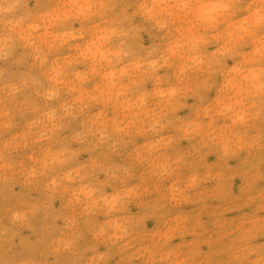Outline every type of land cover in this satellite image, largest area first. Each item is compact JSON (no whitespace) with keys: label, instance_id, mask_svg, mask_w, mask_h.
<instances>
[{"label":"clouds","instance_id":"obj_1","mask_svg":"<svg viewBox=\"0 0 264 264\" xmlns=\"http://www.w3.org/2000/svg\"><path fill=\"white\" fill-rule=\"evenodd\" d=\"M0 264H264V0H0Z\"/></svg>","mask_w":264,"mask_h":264}]
</instances>
